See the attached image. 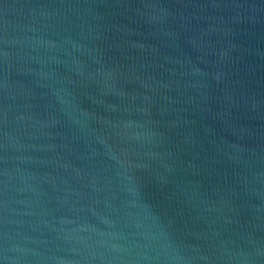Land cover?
Listing matches in <instances>:
<instances>
[{"label": "water", "instance_id": "1", "mask_svg": "<svg viewBox=\"0 0 264 264\" xmlns=\"http://www.w3.org/2000/svg\"><path fill=\"white\" fill-rule=\"evenodd\" d=\"M0 264H264V0H0Z\"/></svg>", "mask_w": 264, "mask_h": 264}]
</instances>
